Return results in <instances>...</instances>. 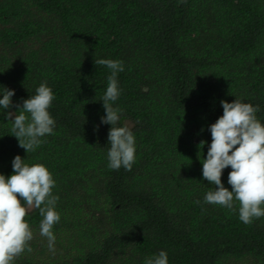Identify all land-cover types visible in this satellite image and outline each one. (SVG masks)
Instances as JSON below:
<instances>
[{
	"label": "trees",
	"instance_id": "obj_1",
	"mask_svg": "<svg viewBox=\"0 0 264 264\" xmlns=\"http://www.w3.org/2000/svg\"><path fill=\"white\" fill-rule=\"evenodd\" d=\"M96 59L124 65L113 106L135 137L131 170L108 167L111 70ZM45 82L55 128L27 153L6 114ZM6 88L0 174H13L16 155L45 165L59 196L52 231L77 251L29 256L46 248L33 208L32 251L13 264H145L161 250L168 264H264V217L245 224L238 202L236 211L206 203L215 186L202 175L222 100L258 106L264 124V0H0V98Z\"/></svg>",
	"mask_w": 264,
	"mask_h": 264
},
{
	"label": "clouds",
	"instance_id": "obj_2",
	"mask_svg": "<svg viewBox=\"0 0 264 264\" xmlns=\"http://www.w3.org/2000/svg\"><path fill=\"white\" fill-rule=\"evenodd\" d=\"M94 63L111 70L102 97L106 115L101 118L102 123L111 125L108 167L117 170L123 166L131 170L136 158L135 137L127 125L118 126L122 109L113 106L120 96L117 75L124 71L123 62L96 59ZM13 95L14 90L6 88L0 98V108L11 109ZM53 99V91L45 82L36 89L35 95L23 100L22 106L16 105L18 111L6 114L13 121L12 135L27 153L44 143L42 137L53 133L56 122L49 113ZM221 105L223 115L209 126L212 141L206 158L202 159L203 178L215 186L204 200L232 211H236L234 201L238 202L239 219L251 224L254 219L264 217V124L256 117L258 106L237 98L232 102L222 100ZM205 143L201 141L199 147L203 148ZM12 167L11 176L0 174V264H13L26 248L32 251L29 242L33 232L25 219L29 210L39 209L43 217L40 235L47 237L50 250H54L55 243L52 229L60 220L55 210L59 196L53 195L55 180L49 169L40 163L30 166L20 155L14 157ZM228 167L231 168L228 174L231 190L221 180L223 170ZM145 264H168L167 252L161 250L147 258Z\"/></svg>",
	"mask_w": 264,
	"mask_h": 264
},
{
	"label": "rangeland",
	"instance_id": "obj_3",
	"mask_svg": "<svg viewBox=\"0 0 264 264\" xmlns=\"http://www.w3.org/2000/svg\"><path fill=\"white\" fill-rule=\"evenodd\" d=\"M38 238L40 239V242H43L46 245L45 251L42 255L38 254V252L33 249V251L29 254L31 257H36L39 259H52V258H70L72 257L77 251H75V247L73 244H68V242H73L72 238L70 241H63L60 239L57 240V237L55 236V243H54V250H50L48 247V240L47 237L41 236L40 233L38 234ZM41 244L38 245V248L41 249ZM39 251V249H38Z\"/></svg>",
	"mask_w": 264,
	"mask_h": 264
}]
</instances>
